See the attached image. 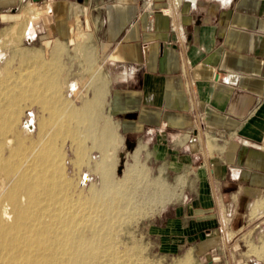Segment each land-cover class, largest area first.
Here are the masks:
<instances>
[{
  "label": "crops",
  "instance_id": "1",
  "mask_svg": "<svg viewBox=\"0 0 264 264\" xmlns=\"http://www.w3.org/2000/svg\"><path fill=\"white\" fill-rule=\"evenodd\" d=\"M0 29L96 65L107 118L169 184L164 252L264 264V0H0Z\"/></svg>",
  "mask_w": 264,
  "mask_h": 264
},
{
  "label": "bare ground",
  "instance_id": "2",
  "mask_svg": "<svg viewBox=\"0 0 264 264\" xmlns=\"http://www.w3.org/2000/svg\"><path fill=\"white\" fill-rule=\"evenodd\" d=\"M8 62L0 63V264H123L111 233L123 211L139 198L121 192L110 173L97 164L98 187L91 183L85 192L84 183L71 185L64 172L63 150L68 144L77 160L81 149L74 130L62 129L65 124L57 127V113L64 108L71 117L72 101L59 94L46 97L45 91L53 86L46 73L23 76L17 72L19 76L9 77L4 71ZM66 86L72 91L78 88L72 83ZM25 95L42 112H49V127L45 125L48 120L41 119L33 133L28 129L30 118L24 126L26 133L18 128ZM96 101L85 100L75 116L89 112ZM98 134L95 145L104 149L113 140L108 137L112 134L101 129Z\"/></svg>",
  "mask_w": 264,
  "mask_h": 264
},
{
  "label": "rangeland",
  "instance_id": "3",
  "mask_svg": "<svg viewBox=\"0 0 264 264\" xmlns=\"http://www.w3.org/2000/svg\"><path fill=\"white\" fill-rule=\"evenodd\" d=\"M27 9L29 8L26 7L24 13ZM7 29H0V50L5 52L6 59L9 61L4 65L5 73L8 72L6 74L12 78L18 74L23 76L34 74L35 71L41 74L46 73L47 82L53 84L51 89L45 91L46 97L52 98L53 94H59L60 98L63 96L72 101L71 117H68V110L64 108L57 113V117L60 116L57 120V127L65 124L62 129L74 130V136L79 141L81 149V157H77V160L75 151L69 148L68 144L63 150L66 153L64 172L71 185L80 181V184L84 183L85 192L91 183H94L93 187H98L100 185L99 172H94L97 164L99 168L110 173L112 176L110 179L118 183L121 192L126 190L125 193L130 192L131 195L139 198L133 206L123 211L121 221L111 233L112 242L116 243V247L122 253L123 264H227L223 256L216 257L215 260L207 263L210 260L209 257L204 258L190 252L185 254L182 249L176 253H166L159 247L156 236L149 231V223L155 212L164 204L169 184L162 176H151L149 167L140 161L139 152L134 151L131 144L126 146L123 135L107 118L106 105L103 102L106 89L100 84L99 71L92 75L96 65L86 63L83 54L74 52V45L68 48L67 45L61 44L64 46L63 49L53 55L47 47L39 48L38 43H30L31 41L27 43V40L22 38L21 31L16 36L6 35ZM77 40L81 42V38ZM3 62L4 59L0 63ZM88 79L91 83L100 84L101 91L95 98L97 102L93 104L91 110L83 112L80 118H77L81 113L83 102L94 98L93 87L85 89L82 86ZM71 81L80 84L75 91H72L69 86L64 87ZM39 82L44 81L38 79ZM20 104L18 128L22 129L23 133L27 132L24 126L30 118H32V127L28 126V129H32L33 133L37 130L41 119L45 122L48 120L49 112L47 110L42 112L40 105L30 96L25 95ZM45 125L46 128L51 125L49 120ZM101 126L115 134L108 135L113 140L105 144L104 149L95 145L100 138L98 133ZM130 138L127 137V142H130ZM132 189L133 192H131Z\"/></svg>",
  "mask_w": 264,
  "mask_h": 264
},
{
  "label": "built area",
  "instance_id": "4",
  "mask_svg": "<svg viewBox=\"0 0 264 264\" xmlns=\"http://www.w3.org/2000/svg\"><path fill=\"white\" fill-rule=\"evenodd\" d=\"M168 7V6H167ZM165 12L169 13V8H164ZM234 174H238V171H234Z\"/></svg>",
  "mask_w": 264,
  "mask_h": 264
},
{
  "label": "water",
  "instance_id": "5",
  "mask_svg": "<svg viewBox=\"0 0 264 264\" xmlns=\"http://www.w3.org/2000/svg\"><path fill=\"white\" fill-rule=\"evenodd\" d=\"M33 1H35V2H36V1H39V0H33ZM27 41H29V40H27Z\"/></svg>",
  "mask_w": 264,
  "mask_h": 264
}]
</instances>
